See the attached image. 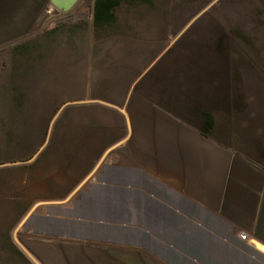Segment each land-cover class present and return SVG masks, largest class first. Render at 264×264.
Returning <instances> with one entry per match:
<instances>
[{
    "label": "crops",
    "instance_id": "obj_1",
    "mask_svg": "<svg viewBox=\"0 0 264 264\" xmlns=\"http://www.w3.org/2000/svg\"><path fill=\"white\" fill-rule=\"evenodd\" d=\"M69 1L0 0V264H264V0Z\"/></svg>",
    "mask_w": 264,
    "mask_h": 264
},
{
    "label": "water",
    "instance_id": "obj_2",
    "mask_svg": "<svg viewBox=\"0 0 264 264\" xmlns=\"http://www.w3.org/2000/svg\"><path fill=\"white\" fill-rule=\"evenodd\" d=\"M76 2H77V0H70L67 5L69 7V6H72L73 4H75Z\"/></svg>",
    "mask_w": 264,
    "mask_h": 264
},
{
    "label": "built area",
    "instance_id": "obj_3",
    "mask_svg": "<svg viewBox=\"0 0 264 264\" xmlns=\"http://www.w3.org/2000/svg\"><path fill=\"white\" fill-rule=\"evenodd\" d=\"M242 238H243V239H246V236L243 235Z\"/></svg>",
    "mask_w": 264,
    "mask_h": 264
}]
</instances>
